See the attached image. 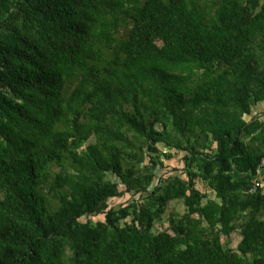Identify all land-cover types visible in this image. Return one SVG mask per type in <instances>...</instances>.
<instances>
[{
  "label": "trees",
  "instance_id": "16d2710c",
  "mask_svg": "<svg viewBox=\"0 0 264 264\" xmlns=\"http://www.w3.org/2000/svg\"><path fill=\"white\" fill-rule=\"evenodd\" d=\"M263 103L264 0H0V264H264Z\"/></svg>",
  "mask_w": 264,
  "mask_h": 264
},
{
  "label": "rangeland",
  "instance_id": "374dc122",
  "mask_svg": "<svg viewBox=\"0 0 264 264\" xmlns=\"http://www.w3.org/2000/svg\"><path fill=\"white\" fill-rule=\"evenodd\" d=\"M253 114L254 115H257L258 114L262 119H264V103L261 104V105L255 106L254 109H253ZM164 146H165L164 144H160V148L161 149H164ZM213 148H216V145L215 144L213 145ZM163 152L164 153H168V152H170V150L166 147L163 150ZM172 154H173L174 160H171V161H168L167 159H164V157H161V159L164 162V165H166L168 168H172L174 166L175 167L179 166L178 167V170L183 169L184 168V165H181L180 164V161L183 158L184 154H177L176 155V150H173L172 151ZM166 169L167 168L160 167V169L158 170V176L156 178V181L162 175H165V173L168 172L169 169L168 170H166ZM171 171H172V169H171ZM197 188L199 190H201L202 192H206L207 186H206V184L202 180H198L197 181ZM46 198H47V200L49 202H51L52 208L57 207V202L54 200V197L47 195ZM127 200H132V195L131 194L130 195H127V196H124L123 198H114V199H111L110 205L112 207H117L118 205L124 204ZM170 207L172 208V213H182L185 210L184 205H182V204L171 203L170 204ZM168 217H169V213L164 216V218H168ZM99 219H104V216H100V217L94 218L95 221H98ZM83 221H86V219L84 218ZM164 223L165 224L162 226L163 229L168 226L167 225L168 223L166 221ZM240 241H241V236L239 235L238 232H234L232 234V236L230 237L228 247L229 248L236 249ZM222 243L226 246V238H223Z\"/></svg>",
  "mask_w": 264,
  "mask_h": 264
},
{
  "label": "built area",
  "instance_id": "2783aa9c",
  "mask_svg": "<svg viewBox=\"0 0 264 264\" xmlns=\"http://www.w3.org/2000/svg\"><path fill=\"white\" fill-rule=\"evenodd\" d=\"M261 166L264 167V159L262 161V165ZM257 190H260L262 192V194H264V180H263V182L261 184H259L258 182H256L255 185L253 186V188L251 189V192H255Z\"/></svg>",
  "mask_w": 264,
  "mask_h": 264
},
{
  "label": "clouds",
  "instance_id": "9594fccd",
  "mask_svg": "<svg viewBox=\"0 0 264 264\" xmlns=\"http://www.w3.org/2000/svg\"><path fill=\"white\" fill-rule=\"evenodd\" d=\"M263 161V160H262ZM264 180V179H263ZM211 194V193H210Z\"/></svg>",
  "mask_w": 264,
  "mask_h": 264
}]
</instances>
